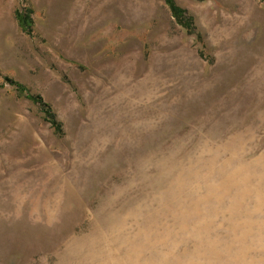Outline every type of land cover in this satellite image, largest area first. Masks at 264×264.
Instances as JSON below:
<instances>
[{
    "label": "rangeland",
    "instance_id": "obj_1",
    "mask_svg": "<svg viewBox=\"0 0 264 264\" xmlns=\"http://www.w3.org/2000/svg\"><path fill=\"white\" fill-rule=\"evenodd\" d=\"M176 2L196 33L165 0H0V264L204 251L207 172L264 154V0Z\"/></svg>",
    "mask_w": 264,
    "mask_h": 264
},
{
    "label": "bare ground",
    "instance_id": "obj_2",
    "mask_svg": "<svg viewBox=\"0 0 264 264\" xmlns=\"http://www.w3.org/2000/svg\"><path fill=\"white\" fill-rule=\"evenodd\" d=\"M234 162H226L217 176L211 177L213 170L207 172V192L200 199H193L191 212L198 216L196 220H201L195 221L197 225L189 234L195 239L202 235L212 237L208 244L198 240L203 252L125 254L119 264H264V154L248 161L241 158L237 165ZM216 215L220 218L219 230L213 232Z\"/></svg>",
    "mask_w": 264,
    "mask_h": 264
},
{
    "label": "trees",
    "instance_id": "obj_3",
    "mask_svg": "<svg viewBox=\"0 0 264 264\" xmlns=\"http://www.w3.org/2000/svg\"><path fill=\"white\" fill-rule=\"evenodd\" d=\"M165 1L170 7L172 15L175 17L177 22L186 29H188L190 32L196 33V26L194 23L193 15L186 8L179 5L176 2V0H165ZM15 15L21 29L26 34L33 36L35 22L33 17L34 8L31 6V4L27 3L26 1H23L21 6L17 8ZM1 75L2 72L0 71V76ZM3 77L5 78L6 81L14 85L19 92L25 93L27 97L39 103L42 111L45 113L46 119L52 125H54L58 130H61V124L57 122L51 105L48 102H46L41 95L31 93L24 84L13 78H8L7 76H3Z\"/></svg>",
    "mask_w": 264,
    "mask_h": 264
}]
</instances>
